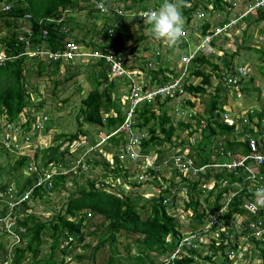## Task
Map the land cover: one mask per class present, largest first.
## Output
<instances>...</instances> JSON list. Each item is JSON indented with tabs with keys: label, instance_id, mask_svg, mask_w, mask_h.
Listing matches in <instances>:
<instances>
[{
	"label": "trees",
	"instance_id": "trees-1",
	"mask_svg": "<svg viewBox=\"0 0 264 264\" xmlns=\"http://www.w3.org/2000/svg\"><path fill=\"white\" fill-rule=\"evenodd\" d=\"M146 1L147 0H118L117 2H110L109 0H93L94 4L91 6L92 8L88 12V16L96 14V18L101 22V27L98 30L99 37L97 40L93 36L95 18H92L94 16L90 17L92 20V27L90 30L87 29L86 24L76 25V23L71 20H64L65 17L63 16V12L71 14L72 11H77L79 8V0H0V5H11V8L8 11L0 12V50L2 49V53L7 58L4 63L0 64V122L4 117L6 127H15V125L24 118L25 121L21 124V127L26 131L34 129L33 123L36 119L31 117L27 110L32 103L30 102L31 94L28 92L27 88L28 83L26 81V73L34 72L38 76L47 73L48 75L54 76L52 82L55 89L66 87L68 82L72 81L73 78L79 75L80 71H74L63 81H60L56 79L59 67L62 66L60 63L51 64L47 61H42L43 59L37 55L30 57L26 54V51L33 53H37L39 50L60 52L64 49L67 42H73L78 46L81 45L83 51L88 49L101 55H111L121 63L122 69L128 72L133 71V68L124 64L121 55L129 51H138L142 53L145 49L144 46L149 45L152 40L150 39L152 37L150 34L151 26L143 22L137 23L133 21L131 17V14L136 15L138 12L147 9L144 5ZM221 1L222 0L215 1L216 8ZM186 3L189 4V6L186 7ZM192 3V0H182L181 3L183 5L182 12L186 18V23L189 22L191 14L196 12L195 4L192 6ZM160 4H162L161 0L157 2V5ZM99 6H102L101 10ZM218 9L222 8L219 6ZM117 10H122L123 15L118 16L116 14ZM26 15H29L30 18L27 19L25 17ZM226 19L227 18L224 20ZM249 19L254 22L264 21V8L259 9L249 16L247 22ZM21 27L27 28L28 31L21 32ZM209 27V23H206L202 27V33L205 34ZM44 31L47 32V35L45 36L43 35ZM76 31L79 33L75 35L74 33ZM109 31L112 32L109 34ZM28 33L29 35L27 36ZM19 35H24L26 37L25 39L31 43V47L27 46L25 42H19ZM70 37L72 38V41L68 40ZM99 39H101L102 42H99ZM128 41H132L130 46L128 45ZM225 42H223L221 36H219L210 43V46H217L219 51L221 50L222 52H225L227 51V49L223 48ZM139 43H143V45L140 47ZM177 45L178 47H189L188 42L185 40H180ZM239 50L240 49L238 48L232 52L231 59L237 55ZM250 50L260 53L263 57V63L255 66L259 77H263L264 51L260 52L256 50V48H250ZM203 51H199L195 55L189 69L190 75L194 79H200V83L197 85L187 84L184 87L185 91L191 95L196 93L203 95L206 92V88L211 86L212 73L220 71L218 65L212 64ZM64 64L69 71L70 64ZM139 66L141 71H146L141 63H139ZM208 67H211L210 72L207 71ZM225 67V75L228 76V74H236L235 69L238 65L233 66L232 60H230L225 62ZM75 69L76 67H74V70ZM84 71L86 73H84L86 79L89 81L90 90L80 101L81 105L78 118L82 117V123L79 122L77 118L76 123L78 130L76 132L68 134L62 132L55 139H57L58 142H68L67 151L71 155H77L81 153L83 149V154L89 157L86 159L82 158L80 161L76 156V159L71 160L68 166L56 170L55 172L57 174L54 175L51 180V189L50 187L47 189L41 185L35 187L38 178L37 173L34 172L31 175H24L23 170L28 171L29 168V160L27 156L15 159L14 163L10 166L9 180L13 181V187L15 189H20V187H22L25 191L34 187L32 201L34 198L43 200L48 190L64 193L66 191L64 187L65 180L68 176H73L72 179L75 181V174L69 172L66 175H62V173L64 170H71L72 168L79 169L77 163L80 164V168L85 167L86 171L88 169L93 170L100 165H102V167L109 165L108 163H110V161L106 160L107 158H103L101 162L96 160V156L100 158L102 157L100 156V153L97 154L98 151L96 149L98 147L109 146V148H111V152L109 153L112 158H118L119 156L125 157L127 163H134L130 160L129 156H123L122 148L127 142V135L123 131H118L125 118V111L122 110L123 106L121 99L124 95V91L126 92L127 90L129 81L125 76L116 77L110 80L109 74L111 72V64L107 62L104 57L100 59H90V61L85 64ZM224 71H221L220 73L224 74ZM148 75L151 76V80L147 87L161 86L170 81L171 70L168 67L161 65L159 69L155 71L150 70ZM158 77H160V79H158ZM252 77L253 78L249 79L247 83L243 81L240 82L245 85L247 89L255 87L254 84H256V80L254 76ZM30 87L32 93H37L36 87ZM120 88L123 90V95L119 94ZM258 90L259 89H255L254 103H257L258 108L261 110L259 113V119L261 121L264 109L259 98ZM216 97H219V95L217 94ZM246 100L247 99H245V101ZM171 101H173L172 98H168L161 103L158 99L154 102H145L136 110L134 116L135 124H133V128L138 132H144L146 134H144L139 140V153L141 155L150 156L153 151L157 152V154L155 153V163L157 166H160L157 172L149 170L148 177L144 179L155 177V175L159 174L163 168L171 169L169 164H163L165 159L170 157L167 149L163 148L165 144H167L170 149L175 150L183 147V141H171L172 137L175 135L174 124L167 113V105ZM39 104L41 105V103ZM209 108L208 116L205 117V125H199V127H202V140L198 146V157H194L196 159L191 157L194 159L196 166H208L222 161V157L220 156V158L215 156V160H212L206 148L210 145L211 138L232 135L235 131L234 123L232 125H227L220 121L221 113L225 110H223L222 106L217 102L216 98L211 100ZM83 123L91 127H97V134L104 131L105 135L101 138H98L99 136H94L92 139H86L88 134L80 129ZM180 124L187 128L190 127L182 122ZM251 132L254 134L253 131ZM189 133L193 132L191 131ZM255 136L258 137L259 133H256ZM81 138H84V143H81ZM226 142L227 150L237 152L238 147H241L240 152L243 154L247 153V147L244 142ZM74 146L78 148L73 151L71 150V147ZM181 152L179 151V153ZM37 156L38 154H34L35 158ZM48 162H53V160H48ZM47 164L48 163H45L44 166ZM138 168L140 171L142 170L140 166H138ZM128 171L129 170L125 167H120L119 160L118 162L116 161L115 169L113 170L115 176L123 177L126 182L128 177L135 176L134 173L130 174ZM172 172L175 177L180 178L181 186L183 185L187 188L186 191L189 192V197L190 193L194 196L190 197V203L186 205V208L193 207L195 216H198L200 220L205 218L206 215L204 214V211L199 212L196 207V205L199 204V197H196L195 194H203V192H207L208 197L213 196V189L205 187V184H207V182L214 176L213 170L207 168L203 174H200L197 180H190L189 178L178 174L175 170H172ZM3 175L4 173L1 172L0 176L2 177ZM259 176L262 177V181L258 182V184L264 186V169H259ZM106 177L107 175H104V178ZM222 180H228L230 186L234 182H236L237 185H240V188L233 189L234 195L231 197L226 210L220 215H217V213L221 211L225 204V201H222V198L224 193L226 194L229 190L225 187L214 195L215 200L211 205L212 209L208 216H215L226 224L234 219V216L248 214L245 206H249L250 204L247 203L245 205V198L251 202L252 194H249L247 191V185L250 183L244 180V175L241 174V171L235 176L232 173L221 170L215 179L214 189H217ZM135 183L136 182H134L133 185H136ZM6 187L7 186L0 182L1 190ZM173 195L171 188H166V190L161 191L157 197L148 198L145 201L146 205L139 208L136 204V201L138 200L137 198L134 199L129 195L123 197L116 196L96 186L94 181L86 180L85 184L81 185L71 194V197L65 203L63 213H57L52 216L50 221L43 222L40 218L36 217L35 210H32L30 214H27L23 220H16L17 227L14 230V234L19 238V242L17 246L14 247L12 253L5 251V245L0 242V260L5 261L10 259L11 262L9 261L8 264H23V261L27 260L28 253H30L32 257L30 264H39L40 262L37 261V256L39 248L43 245L44 237L46 236H49L52 239L50 244L52 251L56 250L59 245L66 244V246H72L74 243H83L86 238L82 233V224L85 211H87L93 215L102 216L104 221H106L103 224L105 231L103 234L99 235V240L97 241L95 249L101 247L109 248L110 258L108 264H123V261L119 259L115 253L116 251L113 249V244L116 241L115 236L121 231L138 235L134 241L141 247V249L138 251L134 264H156L154 263V258L151 256V252H170L177 248L179 245L178 243H180L179 226H177L174 218L168 214V210L174 205V203L171 202L170 205L163 203L168 198L172 201ZM194 198L195 200H193ZM29 205L26 202H22L18 207H14V210L17 211L22 209L23 211H27L30 210ZM260 207L264 208V201ZM141 212L146 215L145 218L142 217ZM258 213L259 212H257V214ZM251 214L252 213L249 215L250 219L255 217ZM78 216L79 218L76 219ZM9 217L10 220L14 219L12 214ZM228 232L231 233L230 230ZM169 236L172 237V242H169ZM68 237H70V241H68ZM224 240V234H222L221 242L217 247L213 244L210 245L212 254L209 257L204 258L208 264H226L225 260L218 261V263L216 260L214 261L219 252L221 254L220 256L224 258V249L230 245V243H225ZM252 242L255 244V247L258 248V264H264V247H259L261 243ZM64 249H67V247H63V253ZM191 254L195 257L173 260L168 264H194L198 254L193 250H191ZM74 259L76 262L80 263L84 260V256H75ZM64 260L65 259L56 261L53 256H51V258L44 264H65Z\"/></svg>",
	"mask_w": 264,
	"mask_h": 264
},
{
	"label": "rangeland",
	"instance_id": "rangeland-1",
	"mask_svg": "<svg viewBox=\"0 0 264 264\" xmlns=\"http://www.w3.org/2000/svg\"><path fill=\"white\" fill-rule=\"evenodd\" d=\"M109 1L117 2L118 0ZM156 1L160 0H148L144 5L146 8L155 10L161 5H157ZM161 1L163 3V0ZM192 1V6L195 4L196 12L191 14L188 23H191L192 26H195L196 29H199L200 36L205 35L208 31L210 32V30H214L216 27H218L217 25L219 22L224 21L223 19H233L237 17L250 3L249 0H239V4L237 2L238 6L234 10L228 11L227 8L229 5L226 0H222L221 3L219 2L217 8L215 7L216 0ZM93 4V0H79L78 10L72 11L71 14L63 12V16L65 17L63 18L64 20H71L75 22L76 25L86 24L87 29L90 30L92 27V20L90 17L94 16L92 18H95L93 36L98 40V30L101 27V22L96 18V14L88 16V12L91 10V6H93ZM185 6L187 7L189 4L186 3ZM219 6L222 9H218ZM181 10H183L182 4ZM197 14L202 15V20L197 17ZM206 23H209L210 27L208 31L203 34L202 27ZM238 26V28H234L230 32L220 35L222 41H226L225 44H223V48L227 49V51H219L217 46H205L203 49V52L206 54V56H208L209 61L212 64H217L220 69V71L212 73L211 86L206 88V92L203 95L199 93L194 95H185L180 100L182 106L178 110H176L175 107V100L168 103L167 113H169L168 111L171 108L172 112L169 113V116L175 127V135L172 137L171 141L184 142L183 147H181L179 150L170 149V147L165 144L163 148L167 149L169 156L182 151L185 153L180 154H186L192 158L198 157V146L202 140V127H199V125H205V117L208 116L210 102L213 98H216L223 110H229V112H232L233 116H235L238 109L246 110L249 107L254 106V99L244 101L242 97L239 99L235 98L236 89L229 87L227 83L228 77L225 75L226 72L224 70L226 69L225 62L232 60L233 66L246 64L249 69L251 67L250 79L253 78L252 74L253 76L255 75L256 78L259 76L255 66L263 63V57L260 55V53L251 51L250 48H256V50L260 52L264 51V21L254 22L249 19L247 22V18H245L243 21H240ZM78 33L79 32L76 31L74 34L76 35ZM200 36L198 37L197 35H194V32L192 35H189L187 39L189 45L188 48L178 47L177 44L170 45L166 41L157 40L152 36L150 38L152 39L150 44L145 45V49L143 48L144 53H140L138 51H129L121 55L122 60L126 66L133 68L132 72L138 74L137 80L140 84L149 86L151 76L148 75V72L150 70L155 71L159 69L161 65L168 67L171 70V75L176 76L181 69L180 55H187L189 52H191L200 42L202 38ZM68 40L72 41V38L70 37ZM99 40V42H102L101 39ZM131 44L132 41H128V45L130 46ZM139 45L141 47L143 43H139ZM79 47H81V45H79ZM238 48L240 50L237 52V55L231 59L232 52ZM88 51L90 50L87 49L85 52ZM42 61L46 62L47 60L43 59ZM89 61L88 58L72 60L71 63H69V71L67 70L66 66H64V63L61 64L62 66L59 67L58 74L56 76V79L60 81H63L70 75V73L74 71L80 72L79 75L72 79V81L68 82L66 87H59L58 89L53 87L52 79L54 76L48 75L47 73L42 74V76H38L34 72L26 73V81L28 83L27 88L28 92L31 94L30 102L32 103V105L27 110L29 111L30 116L34 117L36 121L42 118V116H46L47 121H43L44 129L42 131L38 130V132H36L34 129H31V131H26L23 129L21 124L24 123V118H22L18 124L15 125V127H6L4 117L0 122V173H4L2 177L0 176V182L7 186L3 190H1L2 187L0 188V242L5 245L4 250L8 253H12L14 251V247L17 246L19 242V238L14 234V230L17 227L16 220H23L27 214H30L32 210H35L36 217L40 218L43 222L50 221L52 216L56 215L57 213H63L65 209V203L69 200L71 194L74 193L81 185L85 184L86 180H91L95 182L96 186L106 190L108 193H112L119 197L129 195L134 199L137 198L138 200L136 201V204L139 208L143 205H146L145 201L148 198L157 197L159 193L163 190H166V188H171V190H174L175 195L172 197V202L174 205L168 210V214L174 218L177 226H179V242H184V240H186L191 235H196L197 237L189 242L187 241L183 243L181 251H178L175 248L173 251L165 253L160 251L151 252V256L154 258V263L168 264L173 260L175 261L182 258L195 257L191 254V250H193L198 254L194 264H206L207 262L204 260V258L209 257L212 254L210 245L213 244L215 247H217L221 242L222 235L220 228L211 226V216H208L212 209L211 205L215 200L214 195H216L218 191L227 187L229 191L226 194L224 193L222 198V201H225L233 196V189L240 188V185H235L233 183L230 186L228 180H222L219 183L217 189H214V182L218 173L221 171L220 168H212L214 176L210 181L207 182V184H205L206 188L210 187L213 189V196L208 197L207 192H203V194H195L196 197H199V204L196 205L198 211H204V214L206 215L205 218L201 220L198 216L194 215L193 207L186 208V205L190 203V197L193 195L190 193L189 197V192L186 191L187 188H185L183 185L181 186L180 178L175 177L170 168H163L159 174L155 175V177L143 179L145 178V174H142L139 170L138 166L140 164H132L131 162L127 163L125 157L119 156L118 158H112L109 153L111 152V148H109V146H101L96 149L98 151L97 154L100 153V156H102L101 158L96 156V160L101 162L103 158H107L106 160L110 161V163H108L109 165L105 167L100 165L93 170L88 169L86 171L85 167L80 168V164L77 163L79 169L72 168L71 170V172L75 174V181L72 179L73 176L67 177L64 183L66 190L64 193L48 190L43 200L34 198L32 201V199H29L27 202L30 204V210L27 211H23L22 209L17 211L11 210V207L6 205L5 202L8 200V198L5 196V192L9 189V187L14 185L13 181L9 180V173L11 169L10 166L14 163L15 159L24 156L28 157L29 165L32 167V171L28 173L23 170L24 175L27 176L31 175L35 170H39L42 167H46V169L50 172L60 170L68 166L71 160H75L76 156L78 159H81L82 157L86 159L89 157L83 154V149L81 153L77 155H71L67 151L68 142H58V140L55 139L62 132L68 134L74 133L78 130L76 119L78 118V113L80 110V101L82 97L90 90L89 81H87L85 75L86 73L84 71V66ZM139 63L144 66L146 71H141ZM74 67H76L75 70ZM207 71L210 72L211 67H208ZM221 71H224V74L220 73ZM116 77H118L117 72L114 74L110 72V80ZM185 77V83H188V85H197L200 83V79H194L190 74ZM158 79H160V77H158ZM30 86L36 87L37 93H32ZM122 93L123 90L120 88L119 94L122 95ZM217 94L219 97H216ZM251 95L254 96V93ZM159 102L161 103L162 101ZM39 103H41V105ZM256 111L260 110L256 108ZM78 121L82 123V117H79ZM181 122L190 127L187 128L181 125ZM252 122L253 120L248 123H242L241 119L238 121V119L235 118L234 125L236 132L234 131L232 135L228 136L224 135L211 138L210 145L206 148V150L209 152L212 160H215V156L222 157L220 155L222 150L229 151L226 149V141L243 143L245 139L244 136L246 134H251L254 136V134L249 131L251 130L250 127ZM243 125L249 128H242ZM254 125H256V123H254ZM236 127H240L241 131L238 130V128L236 130ZM80 129L88 134L86 139H92L98 132L97 127H91L84 123ZM191 131L193 133H189ZM141 133L144 135V132ZM242 133H244L243 136ZM103 135H105L104 131H101L100 134H97V136H99L98 138H101ZM83 140L84 138H81V143H84L85 140ZM76 148L78 147H71V150L74 151ZM239 151H241V147H238L237 152ZM34 154H38V156L35 158ZM151 155H153V158L154 154L151 153ZM48 160H53V162H48ZM118 160L120 167H125L127 170H129L128 172L130 174L134 173L135 175H133L134 177H128L126 182L124 181L123 177L114 175L113 170L115 169V163L116 161L118 162ZM45 163L48 164L44 166ZM104 175H107V177L104 178ZM134 182H136V185H133ZM261 187L264 186H261L258 183H251L247 185V191L252 195L251 202L245 198V205L248 203L250 204L251 208H254V206L260 207L264 199L257 196V190ZM17 190L18 194H23L24 189H22V187ZM193 200H195V198ZM245 208L248 211V214L246 213L239 216H234V219L225 224L227 227L226 231H231V233H229L231 242L230 245L224 249V258L220 256V252L217 254L216 258L214 259V261L216 260L217 263L218 261L220 262L225 260L226 264H258V248L255 247V244L252 241L261 243L259 247H264V241L252 236V234L249 232H243L242 228H244L245 222L250 220L249 215L252 213L251 210H253L248 206H245ZM7 214L10 216L12 214L14 219L3 220L2 217L6 216ZM141 215L143 218L146 217L143 212H141ZM78 218L79 216L76 219ZM104 222L106 221H104L102 216L93 215L85 211L82 224V233L86 238L85 241L81 244L74 243L72 246H66V244L59 245L56 250L52 251L50 247L52 239L49 236H46L44 237L43 245L39 248L37 261L40 262L39 264H44L51 258V256H53L56 261L65 259V264H77L78 262H76L74 257L81 255L84 256V260L78 264H108V260L110 258V253L108 250L109 248L101 247L99 249H95L97 241L99 240V235L103 234L105 231V227L103 226ZM137 236L138 235L126 233L124 231L116 234V241L113 244V249L116 251L115 253L119 259L123 261V264H134L138 251L141 249V247L134 241ZM168 240L169 242H172L173 239L169 236ZM68 241H70V237H68ZM64 246L67 247V249H64V253L66 254L62 252ZM173 257L174 259H172ZM9 261L10 259L5 261L0 260V264H8ZM31 261V254L28 253L27 260L23 261V264H30Z\"/></svg>",
	"mask_w": 264,
	"mask_h": 264
},
{
	"label": "built area",
	"instance_id": "built-area-1",
	"mask_svg": "<svg viewBox=\"0 0 264 264\" xmlns=\"http://www.w3.org/2000/svg\"><path fill=\"white\" fill-rule=\"evenodd\" d=\"M148 1V0H147ZM229 7L227 8L228 11L234 10L239 4V0H226ZM158 1H156L157 3ZM250 3L245 7L244 11L240 13L237 17L233 19H226L223 22H219L218 27H216L214 30L208 31L205 35L200 36L199 29L195 26H192L191 23H186L184 25V32L181 37V40L187 41L188 36L192 35L194 32V35H197L198 37H202L200 42L194 47V49L189 52L187 55H182L180 59V65L181 69L177 73L176 76L171 75L170 81L165 83L161 86H153V87H147L146 85H142L137 80V73L135 72H128L124 69H122V65L119 61L114 59L111 55H101L99 53H96L94 51H88L85 52L79 47L77 44L73 42H67L64 46V49L60 52H51V51H45V50H39L37 53H33L30 51H26V54L30 57L33 56H39L44 60H47L48 63L56 64V63H71L72 60L77 59H83L88 58L90 59H100L103 58L111 64V73H118V77L125 76L126 79L129 81V84L127 86V90L125 94L122 96L121 103H122V110L125 111V118L122 123V125L119 127L118 131L124 132L127 135V142L123 145V156H129L130 160L133 161L136 164H140L139 166L142 168L141 173L145 174V178L148 177L149 170H153L154 172H157V170L160 168V166H157L155 163V158L150 157L149 155H141L139 153V140L143 137V135L139 134L136 129H134L133 124L134 122V116L136 113V110L141 106V104L145 102H154L157 99L159 101H165L168 98H172L175 100V107L176 110L181 108L180 100L182 97L187 95L185 91V85L188 83H185V76H188L190 74L189 69L191 67V62L194 59L195 55L199 51H203L205 46H210V43L216 38L219 37L221 34L228 33L232 28L236 27L240 21H243L245 18H249L253 13L258 11L259 9L264 8V0H253L249 1ZM11 8V5L9 4H2L0 5V12L2 11H8ZM100 10L102 9V6H99ZM150 9L147 8L145 10H142L138 12L136 15H132L131 17L133 21L135 22H143L144 23V13L148 12ZM116 14L118 16H122L123 12L122 10H117ZM27 19L30 18L29 15L25 16ZM197 17L199 19L202 18L201 14H197ZM194 18V16H193ZM202 20V19H201ZM221 23V24H220ZM26 29V30H25ZM28 31L27 28L21 27V32ZM112 31H109V33ZM29 33L27 34V36ZM43 35H47V32L44 31ZM26 37L24 35H19L18 41L19 42H25L27 46L31 47V43L25 39ZM188 42V41H187ZM160 55V54H159ZM7 60L5 55L0 50V64L4 63ZM250 69L247 66H238L235 69L236 74L228 75L227 83L230 88H234L235 90V98L239 99L242 97V92L245 88V85H243L240 81L248 82L250 78ZM240 82V83H239ZM259 94H260V101L263 105L264 109V78L262 80V85L259 88ZM234 98V97H233ZM234 98V100H235ZM256 108L257 106L249 107L247 110H245L239 120L241 119L242 123H248L251 122V120H254L257 124V118H256ZM229 110L224 111L221 113L220 121L227 124L232 125L235 120L234 116L232 114L228 113ZM183 113V112H182ZM250 118V119H249ZM47 121L46 116H42L38 121L35 120L33 123L34 130L42 131L44 129V122ZM11 128V127H10ZM260 128V129H259ZM257 128L258 130L256 132L259 133V136L256 137L255 135L246 134L244 137V143L247 147V153L243 154L240 151L239 152H232V151H224L222 150L221 156L222 161L216 164H211L208 166H196L194 160L189 157L186 154H180L175 153L171 155L169 158L165 159L163 164H169L172 170H175L178 174L185 176L189 178L190 180H197L200 176V174H203L207 168H220L221 170H225L228 173H232L235 176L239 174V171H241V174L244 175V180L251 183H258L262 181V177L259 176V169H264V114L263 118L260 121V126ZM88 153V151H87ZM86 153V154H87ZM83 158V157H82ZM80 159V161L82 160ZM72 170V169H71ZM71 170H64L62 175H66L67 173L71 172ZM32 171V167L29 165L28 172L30 173ZM35 173L38 174L37 182L35 183V187L38 186H44L45 188H49L51 186V180L54 175L57 173L55 171H49L46 168H40L39 170H35ZM144 179V178H143ZM235 185H237L236 182H234ZM33 188H30L28 190H25L22 195L18 194V190L15 189L13 186L9 187V189L5 192V196H7L8 200L5 202L6 205L11 207V210L14 207H18L22 202H27L32 194H33ZM234 195V194H233ZM231 199V198H230ZM230 199L225 200V204L221 211L217 213V215H220L226 210V207L230 201ZM164 204L170 205V198L166 199ZM251 208V206H248ZM253 210L252 214L255 216L254 218L248 220L244 224V228H242L244 233L249 232L252 234V236L258 238L259 240L264 241V208L256 207L251 208ZM257 212H259L257 214ZM10 215L7 214L6 216L2 217L3 220L10 219ZM210 224L211 226L215 228H220L221 234H224L225 243H230V232L228 230L226 231V225L223 221H220L215 216L210 217ZM1 221V220H0ZM196 235L189 236L184 242H180L177 246V250H182V245L185 242H189L193 239H195ZM223 240V239H222ZM182 243V244H181ZM181 244V245H180ZM174 259V257L172 258Z\"/></svg>",
	"mask_w": 264,
	"mask_h": 264
},
{
	"label": "clouds",
	"instance_id": "clouds-1",
	"mask_svg": "<svg viewBox=\"0 0 264 264\" xmlns=\"http://www.w3.org/2000/svg\"><path fill=\"white\" fill-rule=\"evenodd\" d=\"M181 3L182 0H180V2H178V0H163V3L158 9L144 13V23L151 26L150 34L153 38L166 41L170 45H175L181 40L185 25V17L181 10ZM238 27L237 25L234 28ZM254 106L257 105L254 104ZM32 196L30 199H32ZM257 196L264 199V187L257 190ZM12 210H14V208Z\"/></svg>",
	"mask_w": 264,
	"mask_h": 264
},
{
	"label": "crops",
	"instance_id": "crops-1",
	"mask_svg": "<svg viewBox=\"0 0 264 264\" xmlns=\"http://www.w3.org/2000/svg\"><path fill=\"white\" fill-rule=\"evenodd\" d=\"M181 56V55H180ZM238 66H247L246 64L244 65H238ZM250 67V66H249ZM250 70H251V67H250ZM250 74H251V71H250ZM250 76V75H249ZM252 76H253V74H252ZM254 77H255V75H254ZM263 78H264V76L263 77H255V80H256V85H254L255 87H252V88H250V89H247L246 88V86H245V88H244V90H243V92H242V98L244 99V101H245V99H247V100H250V99H254V96H255V89H259L260 88V86L262 85V80H263ZM250 79V78H249ZM260 79V80H259ZM262 79V80H261ZM261 81V82H260ZM254 89V90H253ZM259 91V90H258ZM252 93H254V96H252L251 94ZM124 94V93H123ZM122 94V95H123ZM187 95H188V93H187ZM258 95V94H257ZM259 96H260V94H259ZM260 98V97H259ZM255 105H257V103H255ZM257 107H258V105H257ZM259 109V108H258ZM247 110V109H246ZM260 110V109H259ZM242 111V112H241ZM245 110H243V109H238L237 110V112H236V114H235V116H234V120H235V118L236 119H238V121H239V118L241 117V115H242V113L244 112ZM169 113H171L172 112V109L170 108L169 109V111H168ZM257 113H256V118H257V124L256 125H254V123H255V121L253 120V122L251 123V127H250V129L251 130H249L250 132L251 131H253L254 132V135L256 134V133H258V132H256L258 129L257 128H259V126H260V119H259V113L261 112V110L260 111H256ZM169 113H168V115H169ZM228 113L229 114H232V112H229L228 111ZM237 116H238V118H237ZM235 123V122H234ZM237 128H238V130H240L241 131V129H240V127H236V130H237ZM242 128H249V127H247V126H245V125H243L242 126ZM260 129V128H259ZM138 132V131H137ZM236 132V131H235ZM139 134H141V135H143L141 132H138ZM252 133V132H251ZM145 134V133H144ZM243 134L244 133H242V136H243ZM253 134V133H252ZM146 135V134H145ZM95 136H97V135H95ZM98 137V136H97ZM179 150V149H178ZM181 152V151H180ZM155 153L157 154V152H155V151H153L152 152V154H154V157L153 158H156L155 157ZM181 153H185V152H181ZM175 154V153H174ZM153 155H151L150 154V157H152ZM194 160V159H193ZM221 162V161H220ZM218 163V162H217ZM210 188V187H209ZM172 192H173V194L175 195V193H174V190H172ZM173 195V196H174ZM172 202V201H171Z\"/></svg>",
	"mask_w": 264,
	"mask_h": 264
}]
</instances>
